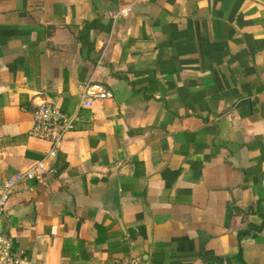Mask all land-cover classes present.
I'll return each instance as SVG.
<instances>
[{
  "label": "crops",
  "instance_id": "crops-1",
  "mask_svg": "<svg viewBox=\"0 0 264 264\" xmlns=\"http://www.w3.org/2000/svg\"><path fill=\"white\" fill-rule=\"evenodd\" d=\"M42 102L76 129L0 213L21 264H264V0H0V187Z\"/></svg>",
  "mask_w": 264,
  "mask_h": 264
},
{
  "label": "built area",
  "instance_id": "built-area-1",
  "mask_svg": "<svg viewBox=\"0 0 264 264\" xmlns=\"http://www.w3.org/2000/svg\"><path fill=\"white\" fill-rule=\"evenodd\" d=\"M129 7L123 8L122 15L130 14ZM82 103L91 107L95 100H102L113 96L102 85L88 82L82 86ZM34 123L31 134L35 138L49 143L50 147L44 156L35 160L25 169L17 171L8 177L0 187V213H2L17 186L27 181H37L45 186L50 184L52 177L59 173L55 164L59 154L60 145L69 132L76 129V118L65 115L54 104L45 102L37 104L33 112ZM23 258L13 250L12 239L0 231V264H21ZM121 264H145L141 258H132Z\"/></svg>",
  "mask_w": 264,
  "mask_h": 264
},
{
  "label": "water",
  "instance_id": "water-1",
  "mask_svg": "<svg viewBox=\"0 0 264 264\" xmlns=\"http://www.w3.org/2000/svg\"><path fill=\"white\" fill-rule=\"evenodd\" d=\"M121 221V219H119ZM146 222H147V227H148V233H149V237L150 239L152 238V228H153V224L152 221L148 218H146Z\"/></svg>",
  "mask_w": 264,
  "mask_h": 264
}]
</instances>
